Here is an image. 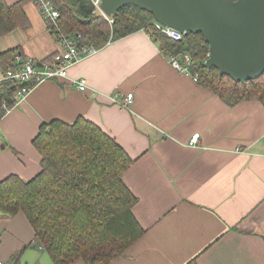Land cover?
I'll list each match as a JSON object with an SVG mask.
<instances>
[{
  "label": "crops",
  "instance_id": "0c3cea01",
  "mask_svg": "<svg viewBox=\"0 0 264 264\" xmlns=\"http://www.w3.org/2000/svg\"><path fill=\"white\" fill-rule=\"evenodd\" d=\"M4 2H21L26 23L0 37V53L17 47L15 61L37 64L62 50L33 0ZM172 57L138 30L67 67V78L44 80L16 97L0 118V180H29L40 171L32 140L43 123L83 117L133 161L121 178L136 197L131 211L144 231L109 264H264V106L223 100L174 67ZM79 78L84 91L70 83ZM127 93L133 100L122 108L115 98ZM196 132L197 144L188 145ZM0 213L6 263L36 243L22 212Z\"/></svg>",
  "mask_w": 264,
  "mask_h": 264
},
{
  "label": "trees",
  "instance_id": "16d2710c",
  "mask_svg": "<svg viewBox=\"0 0 264 264\" xmlns=\"http://www.w3.org/2000/svg\"><path fill=\"white\" fill-rule=\"evenodd\" d=\"M51 1L59 16L55 23H46L57 41L62 36L73 40L76 34L78 45L92 43L100 48L144 30L162 52L178 56L182 62V55H189V72L223 100L256 99L264 106V72L242 83L219 75L213 66L207 69L208 44L200 33H185L173 40L154 26L149 12L130 4L111 15L110 24L93 12L91 0ZM25 23L21 2L8 5L0 0V37ZM18 54L17 47L0 53L2 73L23 68L25 60L15 61ZM55 54L43 61L52 62ZM33 85L31 80L1 81L0 118L15 104L16 92ZM32 144L40 154V171L29 180L14 174L0 180V212L10 216L22 212L33 230L34 243L53 264L78 259L84 264H109L122 255L144 231L131 211L136 197L121 178L133 162L124 149L83 117L71 124L58 119L43 123ZM22 250L5 264H18Z\"/></svg>",
  "mask_w": 264,
  "mask_h": 264
},
{
  "label": "water",
  "instance_id": "95a60500",
  "mask_svg": "<svg viewBox=\"0 0 264 264\" xmlns=\"http://www.w3.org/2000/svg\"><path fill=\"white\" fill-rule=\"evenodd\" d=\"M128 4L163 26L200 33L208 44L207 69L242 83L264 72V0H101L100 9L110 16Z\"/></svg>",
  "mask_w": 264,
  "mask_h": 264
},
{
  "label": "built area",
  "instance_id": "2783aa9c",
  "mask_svg": "<svg viewBox=\"0 0 264 264\" xmlns=\"http://www.w3.org/2000/svg\"><path fill=\"white\" fill-rule=\"evenodd\" d=\"M36 5L38 6V9L43 16L44 20L47 22L55 23V20L58 18L59 13L57 9L54 7L51 0H33ZM94 9L93 12L95 14H101L103 15L108 23H112L113 19L110 16L105 15L102 10L100 9V3L101 0H91ZM154 26L160 30L162 33H164L167 37L178 40L180 39L185 33L180 32L176 29L163 26L155 21H153ZM74 37V36H73ZM76 37L72 39H67L66 37L62 36L61 42L62 44V50L58 53H56L53 57L52 62L49 61H41L40 65H37L36 62L32 61L31 59H28L24 62L23 68L21 70L16 71H6L5 73H2L0 76V82L3 80H18V81H33L35 86L37 83L42 82L47 79H56V78H67V72L66 69L70 65L77 63L81 61L82 59L89 57L96 53V51L99 49L92 43L84 44V45H78L76 42ZM183 62L180 61L178 56H173L171 59V63L174 67L177 69H180L182 71L189 72L188 65L191 63V58L187 54L182 55ZM179 59V60H178ZM193 78L196 80L197 75L193 74ZM70 83L77 87L80 91H84L87 89L86 82L83 78L79 79H71ZM22 87L16 92V96L18 99L24 98V96L28 93V91L33 87ZM117 101L116 103L122 107V108H128L130 107V104L133 100L132 93H127L125 96H123L121 99H118V97L115 98ZM8 110V109H7ZM199 133H194L190 137L188 141V145L195 146L198 142ZM0 264H5L3 261L0 260Z\"/></svg>",
  "mask_w": 264,
  "mask_h": 264
},
{
  "label": "rangeland",
  "instance_id": "374dc122",
  "mask_svg": "<svg viewBox=\"0 0 264 264\" xmlns=\"http://www.w3.org/2000/svg\"><path fill=\"white\" fill-rule=\"evenodd\" d=\"M50 33V32H49ZM51 35V34H50ZM36 62V60H34ZM17 97V96H16ZM6 217H12L10 215H7ZM15 219H23L22 216H16ZM0 232L5 233L4 226L0 227ZM15 232L12 230L10 231V234L14 235ZM33 245V244H32ZM31 245V246H32ZM32 247L26 246L23 254L21 255V258L18 260L19 264H42V262L47 261V264H51L50 258L47 255L46 252L38 250V249H31Z\"/></svg>",
  "mask_w": 264,
  "mask_h": 264
}]
</instances>
